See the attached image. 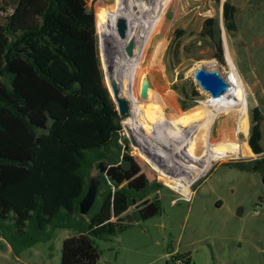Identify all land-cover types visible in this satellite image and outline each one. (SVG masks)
Masks as SVG:
<instances>
[{
    "label": "trees",
    "instance_id": "1",
    "mask_svg": "<svg viewBox=\"0 0 264 264\" xmlns=\"http://www.w3.org/2000/svg\"><path fill=\"white\" fill-rule=\"evenodd\" d=\"M10 1L12 11L3 22L0 18V239L18 256L38 243L50 242L56 230H68L73 235L62 241L59 264H101L94 239L107 240L162 210L157 199H147L152 186H134V173L121 159L128 144L121 136L123 117L95 67L100 60L94 32L103 17L97 14L95 21L94 15H87L86 0ZM116 5L117 16L124 12L120 21L125 25V37H117V42L126 52L127 0H116ZM235 11L229 3L223 4L229 34L236 30ZM201 36L215 42V58L223 64L219 28L213 18L204 21ZM102 51L105 61L108 49ZM120 53L113 56L111 80L120 95L129 98L125 88L134 81L132 57ZM182 94L191 102L198 97L197 92L192 98ZM252 119L248 146L261 155L258 107L253 108ZM134 135L141 151L148 150L149 156L143 155L147 163L160 169L157 156H164L165 149L142 132ZM137 161L157 190L170 182ZM233 165L264 177V156ZM92 169L99 177L97 195L82 216L78 204ZM130 208L135 209L128 213Z\"/></svg>",
    "mask_w": 264,
    "mask_h": 264
},
{
    "label": "rangeland",
    "instance_id": "2",
    "mask_svg": "<svg viewBox=\"0 0 264 264\" xmlns=\"http://www.w3.org/2000/svg\"><path fill=\"white\" fill-rule=\"evenodd\" d=\"M1 1L6 8V11L0 12L3 22L12 11V2ZM133 1L138 0H127V11ZM225 2L236 9V30L230 34L223 21ZM150 7L155 15L150 45L146 55L143 54L145 59L138 72L134 74L133 85L130 87L127 84L125 88V95L131 99L134 112L129 106V113L121 122V136L128 141L127 147H123L121 159L134 173V186L144 183L152 186L153 193L147 199H157L162 212L117 232L107 240L94 239L100 263L264 264V177L233 165L264 156V152L255 155L247 145L253 124L252 111L258 107L262 118L260 145L264 151V0H155V3L151 0ZM116 8V0H86L85 13L94 15L95 21L97 14L103 17L98 19L97 32H94L100 60L95 67L99 69L100 82L111 99L109 82H112L115 72L113 56L120 52L128 56L124 50L119 49V36L113 27V22L123 20L124 14L122 17L121 13L117 16ZM141 12L131 16L127 14L128 23L134 19V25H138ZM148 13L142 15L147 16ZM208 18H213L219 28L223 64L215 58V42L201 36L204 21ZM100 23H104L105 27L100 26ZM103 47L108 49L105 61ZM134 55L133 52L131 64ZM201 67L218 70L225 80L230 78L232 70L238 76L246 99L243 129L236 133L237 117L221 114L214 122L215 134L231 131L233 142L239 139L249 148L244 157L216 161L204 173L198 172L181 156L166 149L161 144L163 137L155 124L156 119H163L172 124L183 123V127L187 124L190 126L192 120L202 118L201 114L205 110L208 112L202 104L217 102L212 101L210 95L202 91L193 79L194 71ZM110 73V78H107ZM143 81L149 85L145 100L139 97ZM182 91L189 98L197 92L198 97H194L195 101L191 102L184 98ZM129 98L126 99L130 104ZM181 100L189 108L183 109ZM135 117L139 123L133 121ZM200 122L197 139L206 132L203 126L206 120ZM130 125V132L136 141L133 146L129 139ZM213 126L211 136L215 140L217 137L213 136ZM140 132L149 137L155 146L165 149L164 156H157L161 160L160 169L152 168L144 159L134 135ZM143 151L148 152L145 149ZM138 159L156 175L170 182L157 190L151 178L138 167ZM175 160L180 161L176 167ZM90 174L97 175V172L92 169ZM134 209L130 208L128 213ZM72 235L68 230H56L50 242L38 243L18 256L13 255L10 247L0 239V264H59L62 241Z\"/></svg>",
    "mask_w": 264,
    "mask_h": 264
},
{
    "label": "bare ground",
    "instance_id": "3",
    "mask_svg": "<svg viewBox=\"0 0 264 264\" xmlns=\"http://www.w3.org/2000/svg\"><path fill=\"white\" fill-rule=\"evenodd\" d=\"M160 2L161 1H159L158 3L161 4ZM150 3L151 0L133 1L132 6H129L127 11L128 16H131L136 12L143 11L141 12V20L139 19L138 25H134L133 23L129 24L128 20L126 25L128 38L125 43L124 49L129 58L132 57L133 52L135 53L134 62L131 64V71L133 74H136L138 72V69L142 64V61L145 59V56L143 57V54L146 55V51L148 49V46L150 45L149 38L152 35L154 29L155 15L151 7L148 8ZM153 3H155V0H153ZM145 12H149L148 13L149 15L143 16L142 14ZM157 30L158 27L156 28V31ZM225 82L227 84L225 89L215 98H211L212 101H217V102H215L214 104L212 103L202 104L205 108L208 109V112L205 110L204 114L203 113L201 114L202 118L198 117L196 120H192V122L190 121L192 125L189 126L187 124L186 126L183 127V123L182 125H178V123L172 124L165 122L163 121V119L155 120L157 121L155 123L156 129L163 137L161 144L173 154H177L181 156L182 160L191 164V166H193L195 170L201 173H204L205 171L209 170L213 165V163L216 161L223 162L226 159L244 157L245 153H247V151L249 150V148L247 147L248 144L247 145L243 144L244 142L241 143L239 139L235 140L234 142L231 140L232 138L231 131L228 132L226 131L223 134L217 133L215 135V137L217 138H215V140L212 139L211 125L213 126L216 118L221 114L226 116L237 117L236 133H238L240 129H243L245 123L244 122V117L246 114L245 93L241 85V82L234 70H232V74L230 78L228 80H225ZM118 96L126 100L129 104V101L125 97H122L120 95L119 89H118ZM238 97H240L239 100ZM203 119L206 120V123L203 122L204 123L203 126L205 127L206 132L204 131L205 134H202V136L199 139H197V135L200 131L199 125H201L199 123H201L200 121H202ZM133 121L139 123V119L136 117L133 119ZM187 122L184 123L186 124ZM124 123L125 125L127 124L126 121H124ZM186 127L187 129H185ZM131 130H132V126L130 125L128 131L129 136L132 143L136 144L134 136L130 132ZM203 147H206V149H204ZM142 153L147 157L149 156V153L146 151H142Z\"/></svg>",
    "mask_w": 264,
    "mask_h": 264
},
{
    "label": "water",
    "instance_id": "4",
    "mask_svg": "<svg viewBox=\"0 0 264 264\" xmlns=\"http://www.w3.org/2000/svg\"><path fill=\"white\" fill-rule=\"evenodd\" d=\"M113 27L116 29L120 38L125 37V25L122 21L113 22ZM193 79L198 84L199 88L208 93L211 98L218 96L226 87L225 79L220 75L216 69L207 70L205 68H199L194 71ZM109 89L116 105V110L120 117H124L129 112V104L126 100L118 96V89L114 82H109ZM149 85L147 81H143L140 86L139 97L141 100H145L148 95ZM213 136H215V124L213 126ZM99 185L98 175H91L89 177L88 186L84 197L78 204V211L80 215L85 216L96 199L97 187ZM239 214V211L237 215Z\"/></svg>",
    "mask_w": 264,
    "mask_h": 264
},
{
    "label": "flooded vegetation",
    "instance_id": "5",
    "mask_svg": "<svg viewBox=\"0 0 264 264\" xmlns=\"http://www.w3.org/2000/svg\"><path fill=\"white\" fill-rule=\"evenodd\" d=\"M161 212H162V210H161Z\"/></svg>",
    "mask_w": 264,
    "mask_h": 264
}]
</instances>
